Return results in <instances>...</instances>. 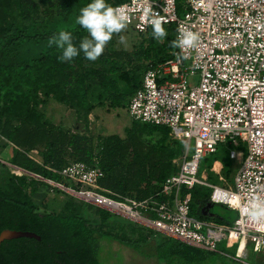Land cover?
Instances as JSON below:
<instances>
[{
  "label": "trees",
  "instance_id": "obj_1",
  "mask_svg": "<svg viewBox=\"0 0 264 264\" xmlns=\"http://www.w3.org/2000/svg\"><path fill=\"white\" fill-rule=\"evenodd\" d=\"M122 1L108 4L114 6ZM16 2L20 15L31 23L20 27L15 22L0 26V138L15 148L9 158L10 165L56 182L61 177L57 171L69 163L64 156L69 153L73 161L91 164L97 160L101 170L97 182L99 189L135 199L147 198L156 192L159 184L176 170L172 159L179 154L182 145L169 135L166 126L133 120L148 132L161 133L162 143L157 148L144 146L136 130L126 128L124 138L117 135L98 137L96 145L99 151L95 154L91 138L86 135L71 134L59 125L32 121L34 111L30 104L43 91L46 96L52 94L56 100L66 103L77 99L80 106L88 110L90 104L82 87V71H86L98 79L97 99L105 100L111 107L124 103L126 107L130 96L139 87L148 63L164 61L175 52V48L170 47L175 40V25H163L170 34L162 44L156 46L152 42L145 50L146 62L138 77L128 72V68L138 70L139 66H134L125 52L104 53L94 62L87 60L81 52L71 61H61L58 57L62 50L49 46L50 39L65 30L71 32L73 44L79 47L87 31L76 23V19L91 0H56L40 11L33 0ZM176 2L180 12L182 0ZM147 31L152 37V27ZM167 49L171 53L163 54ZM122 78L125 83L120 87ZM64 89H68V96L62 94ZM19 113L25 114L21 121H17ZM168 136L172 144L167 142ZM32 150H39L40 162L28 155ZM217 151L229 160L224 146H219ZM22 176L27 177L26 174ZM64 180V186L72 185ZM72 187L78 190V187ZM188 192L190 214L195 218L213 219L224 225H231L236 218L235 210L222 205L206 207L211 192L209 188L194 185ZM64 205L65 209L60 212L41 211L21 190L5 194L0 189V232L5 229L30 231L40 237V240L19 237L0 242V264H101L98 258L101 239L114 240L140 251L144 237L130 240L103 230L102 227L111 225L109 216L114 217L115 214L79 199H68ZM194 207L200 209L196 216ZM129 223L133 229L142 228L131 220ZM151 231L159 234L155 245V257L159 262L172 264L179 257L198 262L205 254L226 253L227 247L234 248L233 256L235 254L236 245L223 241L218 244L216 252L196 249L199 257L189 256L187 252L193 249L192 246Z\"/></svg>",
  "mask_w": 264,
  "mask_h": 264
},
{
  "label": "built area",
  "instance_id": "obj_2",
  "mask_svg": "<svg viewBox=\"0 0 264 264\" xmlns=\"http://www.w3.org/2000/svg\"><path fill=\"white\" fill-rule=\"evenodd\" d=\"M181 6L178 12L176 0H124L114 5L127 10V28L136 33H145L151 27L149 20L160 19L164 26L175 25V40L184 30L199 34L197 47L175 48L164 61L148 63L126 106L132 120L166 126L169 135L182 143L176 170L143 199L99 189L101 170L95 159L91 164L69 162L57 171L70 186L42 180L94 196L97 207L143 221L188 245L216 252L219 243L231 241L236 245L234 257L241 261L248 255V244L254 252L264 253V223L249 221L244 212L253 198H264V0H182ZM192 76L194 84L189 82ZM221 145L229 159H239L234 190L197 176L202 157ZM11 167L18 174L41 178ZM214 168L210 170L219 174ZM194 185L211 190L212 204L232 210V205L238 206L231 225L190 214L188 190ZM220 189L233 193L235 202H217L225 201Z\"/></svg>",
  "mask_w": 264,
  "mask_h": 264
},
{
  "label": "rangeland",
  "instance_id": "obj_3",
  "mask_svg": "<svg viewBox=\"0 0 264 264\" xmlns=\"http://www.w3.org/2000/svg\"><path fill=\"white\" fill-rule=\"evenodd\" d=\"M33 1L37 5V10L40 11L43 8L50 7V3L56 0ZM114 1L106 0V3H113ZM3 6L6 8L4 9ZM11 22H15L19 27L31 23L30 20H26L20 15L16 0H0V26H7ZM165 29L167 34H170L167 28ZM121 36L124 38L123 43L120 39ZM86 37L90 38L88 32L85 33ZM152 37L148 31L139 34L132 29L126 28L121 33L113 35L112 39L106 44L103 54L118 51L125 52L131 58L133 65L139 66L138 70L134 67L132 69L131 67L128 68V72L130 74L135 73L139 77L146 62L144 57L145 50L151 46L150 43L154 42L153 44H157L156 46H158L166 38L162 42H157L156 39L151 41ZM169 51L167 49L163 54L169 55L171 53ZM82 75L84 77L82 87L87 93V102L90 104L88 110L83 109L77 99H74L71 103H66L56 100L52 94L46 96L42 91L38 93L36 100L30 104V108L34 111L31 120L54 126L59 125L63 130H67L71 134L86 135L91 138L95 154L99 151L96 145L98 137L117 135L120 138H124L126 128L135 129L144 146H154L157 148L162 143L161 133L156 131L148 132L147 129L141 128L140 123L134 122L129 117L125 103L118 107H111L105 100L97 99V92L99 90L97 86L98 79L94 77V74L87 73L86 71H82ZM195 79L196 77L192 76L189 78V82L194 84L196 82ZM124 83L125 80L123 78L119 80L120 87ZM68 93V89H64L62 94H67L68 96ZM24 115L22 113L17 114L19 117L17 121H21ZM171 141L172 139L168 136L167 142L172 144ZM192 144L191 142L189 153L192 151ZM183 149L184 147L181 145L179 154L172 159V164H176ZM14 150L15 148L11 144L0 138V189L3 193L10 194L21 190L24 195L30 197L39 210L47 212H60L65 209L64 204L68 199H79L77 195L70 193V191L57 185L49 184L45 180H42V178H37L26 173L27 177H24V179L23 176L21 177L24 174L23 172L22 174L14 172L9 163V158L12 156ZM38 151L32 150L30 154L37 158L39 156ZM64 156L68 162L73 161L71 154L65 153ZM216 164L218 166L214 168ZM239 165V159L238 161L228 160L225 154L217 151L202 157L197 176H206L209 183L218 185L224 189L234 190V176ZM211 168L219 170V174L211 171ZM220 176L221 179L219 178ZM59 181L62 184L65 180L59 177V180L55 183H59ZM95 191L101 192L98 189H95ZM84 199L83 201H85ZM85 202L95 205L93 202L87 201V199ZM199 211L200 209L196 207L194 215L196 216ZM108 219L111 220V225L102 227L103 230L130 240H136L138 236H141L144 237L145 241L141 243L140 251H138L119 244L114 240L101 239L98 248V258L101 264H167L159 262L155 257V245L159 239V234L153 233L151 230L154 231V229L149 224H145L143 221L131 220V222L142 226V228L133 229L129 223L130 219L127 220V218L120 214H115L114 217L109 216ZM192 248V250L187 252V255L199 257L196 249L202 250V248L196 246H192ZM247 248L248 255L241 261L233 256L234 248L227 247L226 253L217 250V253L205 254L204 258L198 262L179 257L175 258L172 264H264V253L254 252L251 244H248Z\"/></svg>",
  "mask_w": 264,
  "mask_h": 264
},
{
  "label": "clouds",
  "instance_id": "obj_4",
  "mask_svg": "<svg viewBox=\"0 0 264 264\" xmlns=\"http://www.w3.org/2000/svg\"><path fill=\"white\" fill-rule=\"evenodd\" d=\"M83 29L89 34L90 38H84L79 47L72 42L71 32L61 30L57 35L53 36L49 41V46H55L62 50V54L58 57L61 61H71L81 52L89 61H96L104 52L106 44L112 39L114 34L124 31L130 23L128 12L123 7H114L106 0H91L85 7L80 10V15L76 19ZM152 27V36L157 42H162L167 36V31L160 19H151L148 21ZM121 42L124 38L121 36ZM199 34L191 31H182L176 40L170 43V47L180 48L182 50L193 49L198 46ZM228 203L225 201H217ZM233 209H237V205H232ZM244 212L249 221L253 223H264V198H253ZM239 255V254H238Z\"/></svg>",
  "mask_w": 264,
  "mask_h": 264
},
{
  "label": "water",
  "instance_id": "obj_5",
  "mask_svg": "<svg viewBox=\"0 0 264 264\" xmlns=\"http://www.w3.org/2000/svg\"><path fill=\"white\" fill-rule=\"evenodd\" d=\"M77 197L79 199H82V200L84 199L81 196H77ZM84 200L86 201V199H84ZM212 206H213V204L210 202L206 204L207 208H210ZM222 206L228 208L227 206H224V205H222ZM19 237H28V238H34L36 240H40V237L38 235H36L35 233L30 232V231H17V230L5 229V230L0 232V242H2L3 240H10V239H15V238H19Z\"/></svg>",
  "mask_w": 264,
  "mask_h": 264
},
{
  "label": "bare ground",
  "instance_id": "obj_6",
  "mask_svg": "<svg viewBox=\"0 0 264 264\" xmlns=\"http://www.w3.org/2000/svg\"><path fill=\"white\" fill-rule=\"evenodd\" d=\"M72 194H75L77 196H81L89 201L92 202H96L97 198L94 196H87L86 194H79V193H75V192H70ZM218 193L220 194V196H222L225 200H227L229 203H233V201L235 202L236 200V196L233 193H228L226 190L224 189H220L218 190Z\"/></svg>",
  "mask_w": 264,
  "mask_h": 264
},
{
  "label": "crops",
  "instance_id": "obj_7",
  "mask_svg": "<svg viewBox=\"0 0 264 264\" xmlns=\"http://www.w3.org/2000/svg\"><path fill=\"white\" fill-rule=\"evenodd\" d=\"M28 155H29L30 157H32L33 159H35L36 161L40 162V156H37V158H36V157L32 156V155L30 154V152L28 153Z\"/></svg>",
  "mask_w": 264,
  "mask_h": 264
}]
</instances>
